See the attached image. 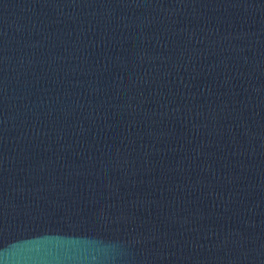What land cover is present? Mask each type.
I'll list each match as a JSON object with an SVG mask.
<instances>
[{"label":"water","instance_id":"obj_1","mask_svg":"<svg viewBox=\"0 0 264 264\" xmlns=\"http://www.w3.org/2000/svg\"><path fill=\"white\" fill-rule=\"evenodd\" d=\"M0 264H264V0H0Z\"/></svg>","mask_w":264,"mask_h":264}]
</instances>
